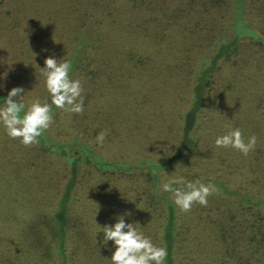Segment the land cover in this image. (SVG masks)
<instances>
[{
    "label": "rangeland",
    "instance_id": "1",
    "mask_svg": "<svg viewBox=\"0 0 264 264\" xmlns=\"http://www.w3.org/2000/svg\"><path fill=\"white\" fill-rule=\"evenodd\" d=\"M189 3L0 0V96L22 86L30 91L26 103L35 96L44 99L47 92L37 66L43 67L50 55L69 59L82 31L80 42L92 43L85 66L78 71L86 97L84 110L69 114L58 109L41 137L90 142L114 162L163 161L181 142L194 72L201 60L208 62L213 38L227 24L224 9L221 17ZM243 18L264 37V14L255 5L247 6ZM227 124L241 128L245 136H257V145L247 156L214 145ZM102 129H108V135L99 146L94 138ZM196 130L197 148L165 172L175 170L202 182L211 179L217 188L220 180L232 190L251 194L258 204L264 201V45L259 41L243 39L238 55L222 63ZM165 145L169 150L163 149ZM66 167L41 142L22 145L0 128V264H52L50 216L67 182ZM80 174L69 238L73 264H108L104 257L110 256V250L96 243L98 229L93 221L112 222L116 213L125 210L154 241L161 220L147 212L149 186L141 174L103 175L87 166ZM237 202L230 192L218 190L206 206L194 204L190 211H180V227L188 240L184 251L191 263L209 260L210 255L191 249L193 242L204 245L214 238L209 216L235 211ZM263 255L258 252L252 264H261Z\"/></svg>",
    "mask_w": 264,
    "mask_h": 264
},
{
    "label": "trees",
    "instance_id": "2",
    "mask_svg": "<svg viewBox=\"0 0 264 264\" xmlns=\"http://www.w3.org/2000/svg\"><path fill=\"white\" fill-rule=\"evenodd\" d=\"M251 3L255 5L257 11L264 14V0H190L191 8L200 5L207 12L214 11L221 17L224 9L223 18L226 19L227 24L224 30H220V33L214 36L211 45L213 53L208 57V62L205 63V59L201 60L194 72L190 102L182 119L181 142L165 160L154 161L144 158L136 165L126 160L114 162L104 158L97 147L90 142L73 143L57 140L54 136L52 140L39 138L44 148L64 160L68 174L67 182L50 216L49 246L52 264H73L69 254V238L73 235L72 227L75 225L72 224L71 214L74 203L79 198L76 188L83 166L90 167L103 175L116 172L141 174L149 186L146 190L147 212L152 218L157 217L161 220L154 242L162 243L167 247L166 264H196L189 261L184 251L188 240L180 227L181 212L172 202L169 193L159 191V185L164 171L171 169L197 148L199 135L196 126L202 118L213 77L220 70L222 63L231 61L238 55L240 43L245 38L259 41L264 45V37L256 34L243 18L245 9ZM199 9H196L197 12ZM82 36L81 31L69 58L73 69L70 75L73 78H79L78 71L84 68L85 59L88 58V48L92 44H88L86 40L80 42ZM3 97L0 96L1 99ZM57 110L53 106L54 114H57ZM219 184H221V188H218L219 192L227 191L231 196L238 198V209L222 210L216 217L209 216V227L214 238L206 241L204 245L200 241L196 244L193 242L191 249L210 255L209 260L203 264H233L230 258L236 260V264H252L256 254L264 252V201L258 204L251 194L232 190L226 183H220V180ZM246 251L248 253L243 254ZM260 261L264 264L263 260Z\"/></svg>",
    "mask_w": 264,
    "mask_h": 264
},
{
    "label": "clouds",
    "instance_id": "3",
    "mask_svg": "<svg viewBox=\"0 0 264 264\" xmlns=\"http://www.w3.org/2000/svg\"><path fill=\"white\" fill-rule=\"evenodd\" d=\"M37 68L47 92L44 99L35 96L26 103L25 94L30 91L26 92L22 86L12 87L0 99V128L9 138H19V143L25 146L39 143V138L50 128L54 119L53 106L69 114L82 113L85 107L82 80L70 75L73 71L71 60L64 56L58 59L55 55H50L44 59V66ZM2 90L3 85H0V91ZM107 135L108 129L99 131L94 138L96 144L103 146ZM213 143L218 148H232L247 156L255 149L257 136H245L241 128L227 124L225 131L217 135ZM163 149L169 150V146L165 145ZM152 154L160 159L156 153ZM159 191L169 193L174 205L181 212H188L194 204L206 206L208 198L217 193L218 188L211 179L207 182L200 179L189 180L174 170L172 173L164 171ZM130 217L131 212L125 210L116 213L112 222L103 225L94 219L93 223L98 229L96 243L101 248L109 249L111 253L104 259L108 264H166L167 247L162 243H155L151 236L144 233L139 221L131 220Z\"/></svg>",
    "mask_w": 264,
    "mask_h": 264
}]
</instances>
